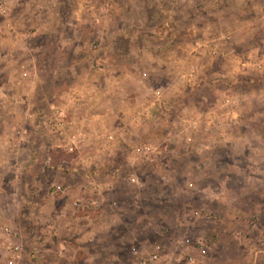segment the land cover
Listing matches in <instances>:
<instances>
[{
    "label": "rangeland",
    "instance_id": "rangeland-1",
    "mask_svg": "<svg viewBox=\"0 0 264 264\" xmlns=\"http://www.w3.org/2000/svg\"><path fill=\"white\" fill-rule=\"evenodd\" d=\"M153 253L264 264V0H0V264Z\"/></svg>",
    "mask_w": 264,
    "mask_h": 264
},
{
    "label": "built area",
    "instance_id": "built-area-1",
    "mask_svg": "<svg viewBox=\"0 0 264 264\" xmlns=\"http://www.w3.org/2000/svg\"><path fill=\"white\" fill-rule=\"evenodd\" d=\"M62 115H63V112H61L59 109L56 108L55 112L53 114V117L51 119H49V121H48L49 127L52 130L61 131L65 127V121L63 120ZM110 138H112V137L110 136ZM75 142H76V140L71 139V141L68 145L69 151H73V149L76 146ZM14 250L15 251L19 250V247L14 246ZM186 260H187L186 264H198L197 259L195 257H193L192 255H188L186 257ZM142 264H161V257L157 253H153L148 258L144 259L142 261Z\"/></svg>",
    "mask_w": 264,
    "mask_h": 264
}]
</instances>
